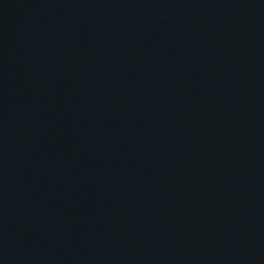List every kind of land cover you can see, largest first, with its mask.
<instances>
[{
    "label": "water",
    "instance_id": "obj_1",
    "mask_svg": "<svg viewBox=\"0 0 264 264\" xmlns=\"http://www.w3.org/2000/svg\"><path fill=\"white\" fill-rule=\"evenodd\" d=\"M0 264H264V0H0Z\"/></svg>",
    "mask_w": 264,
    "mask_h": 264
}]
</instances>
